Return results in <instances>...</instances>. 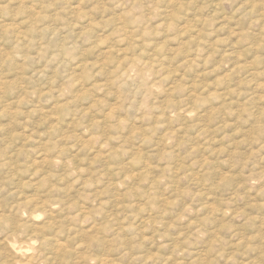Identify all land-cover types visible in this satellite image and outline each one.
I'll use <instances>...</instances> for the list:
<instances>
[{
  "label": "rangeland",
  "instance_id": "374dc122",
  "mask_svg": "<svg viewBox=\"0 0 264 264\" xmlns=\"http://www.w3.org/2000/svg\"><path fill=\"white\" fill-rule=\"evenodd\" d=\"M0 256L264 264V0H0Z\"/></svg>",
  "mask_w": 264,
  "mask_h": 264
},
{
  "label": "bare ground",
  "instance_id": "6f19581e",
  "mask_svg": "<svg viewBox=\"0 0 264 264\" xmlns=\"http://www.w3.org/2000/svg\"><path fill=\"white\" fill-rule=\"evenodd\" d=\"M56 163H57V162H56ZM30 201H32V200H30ZM30 201H29V202H30ZM41 201H42V200H41ZM29 202H28V204H29ZM32 202H33V201H32ZM26 203H27V202H26ZM33 203H34V202H33ZM41 203H43V202H41ZM44 203H45V201H44ZM36 204L39 205L40 203H39V204L36 203ZM26 205H27V204H26ZM30 205H31V204H30ZM30 205H28V206H30ZM43 205H46L45 207H47L48 204H47V202H46V203L43 204ZM18 206H19V205H18ZM41 206H42V204H41ZM48 206H50V204H49ZM57 207H58V206H57ZM34 208H35V207H34ZM36 208H38V207H36ZM36 208H35V209H36ZM55 208H56V207H55ZM42 209H43V207H42ZM45 209H48V208H45ZM36 210H38V209H36ZM53 210H54V208H53ZM14 211H15V209H14ZM44 211H45V210H44ZM61 211H62V210H61ZM35 212H36V211H35ZM46 212H47V211H46ZM31 214H33V213H31ZM49 214H50V213H49ZM2 215H3V214H2ZM35 215H36V214H35ZM29 216H30V215H29ZM36 216H37V215H36ZM3 217H4V216H3ZM49 217H51V216H49ZM61 217H62V216H61ZM20 218H21V217H20ZM35 218H36V217H35ZM37 218H38V216H37ZM3 219H4V218H3ZM30 219H31V217H30ZM1 220H2V219H1ZM6 220H7V218H6ZM12 220H13V219H12ZM15 221H16V220H15ZM19 222H20V221H19ZM25 222H26V221H25ZM50 222H51V221H50ZM20 223H21V222H20ZM34 223H35V222H34ZM22 224H24V222H23ZM35 225H36V224H35ZM55 226H56V225H55ZM60 226H61V225H60ZM19 227H21V230H22V227H24V226L20 225ZM42 227H43V226H42ZM53 227H54V226H53ZM61 227H62V226H61ZM14 228L16 229V226H15ZM14 228H13V229H14ZM37 228H38V227H37ZM44 228H46V227H44ZM47 228H48V227H47ZM50 228H52V227H50ZM32 229H34V228H32ZM38 229H39V228H38ZM40 229H41V228H40ZM48 229H49V228H48ZM42 230H43V228H42ZM45 230H46V229H45ZM49 230L51 231V229H49ZM49 230H48V231H49ZM52 230H53V229H52ZM46 231H47V230H46ZM54 231H55V230H54ZM64 231H65V230H64ZM14 232H15V231H14ZM52 232H53V231H52ZM55 232H56V231H55ZM20 233L22 234V232H20ZM38 233H39V232H38ZM62 233H63V231H62ZM55 234H56V233H55ZM63 234H64V233H63ZM57 235H58V234H56V236H57ZM17 236H19V235L17 234ZM38 236H40V235H38ZM59 236H60V235H59ZM17 238H18V237H17ZM41 238H42V237H41ZM41 238H40V239H41ZM60 238H61V237H60ZM13 239H14V237H13ZM47 239H48V238H47ZM49 239H50V241H51V239H53V238L50 237ZM5 240H8V238H6ZM28 240H29V239H28ZM28 240H27V241H28ZM30 240H32V239L30 238ZM43 240H45V236H44V239H43ZM9 241H10V240H9ZM6 242H7V241H6ZM10 242H11V241H10ZM44 242H46V241H44ZM54 243H55V242H54ZM54 243H53V244H54ZM58 243H59V242H58ZM7 244H8V243H7ZM50 244H51V243H50ZM53 244H52V246H53ZM63 244H64V243H63ZM47 245H48V243H47ZM54 245H55V244H54ZM6 246H7V245H6ZM25 246H27V245H25ZM50 246H51V245H50ZM7 247H8V246H7ZM9 248H10V247H9ZM53 248H54V247H53ZM55 248H56V247H55ZM59 248H60V247H59ZM60 249H61V248H60ZM60 249H59V250H60ZM62 249H64V248H62ZM45 250H46V249H45ZM53 250H54V249H53ZM9 251H11V250H9ZM13 251H14V250H13ZM62 251H63V250H61V252H62ZM11 252H12V251H11ZM41 252H42V251H41ZM41 252H40V253H41ZM42 253H43V252H42ZM42 253H41V254H42ZM54 253H55V252H54ZM65 253H66V252H65ZM67 253H68V252H67ZM12 254H13V253H12ZM10 255H11V254H10ZM15 255H16V253H15ZM54 255H55V254H54ZM60 255H61V254H60ZM5 256H6V255H5ZM11 256H12V255H11ZM28 256H29V255H28ZM32 256H34V255H32ZM58 256H59V255H58ZM0 257H1V256H0ZM7 257H8V256H7ZM14 257H15V256H14ZM16 257H17V255H16ZM63 257H64V256H63ZM35 258H36V256H35ZM35 258H34V260H35ZM46 258H47V257H46ZM67 258H68V257H67ZM1 259H3V258H1ZM7 259H8V258H7ZM12 259H13V258H12ZM20 259H21V260H24V259H22V258H20ZM31 259H33V258H31ZM31 259H30V260H31ZM36 259H37V258H36ZM21 260H20V262H21ZM26 260H27V258H26ZM45 260H46V259H45ZM1 261L3 262V260H1ZM8 261H9V260H8ZM8 261H7V262H8ZM13 261H14V260H13ZM24 261H25V260H24ZM2 262H1L0 264H4V263H5V262H3V263H2ZM10 262H12V261L10 260ZM14 262L16 263L17 261L15 260ZM18 262H19V261H18ZM20 262H19V263H20ZM26 262H27V261H26ZM28 262H30V261H28ZM31 262H32V261H31ZM35 262H36V261H35ZM41 262H42V261H41ZM43 262H44V261H43ZM65 262H66V261H64V263H65ZM24 263H25V262H24ZM24 263H23V264H24ZM64 263H63V264H64ZM5 264H6V263H5ZM7 264H8V263H7ZM25 264H27V263H25ZM32 264H33V263H32ZM39 264H40V263H39ZM48 264H49V263H48Z\"/></svg>",
  "mask_w": 264,
  "mask_h": 264
}]
</instances>
